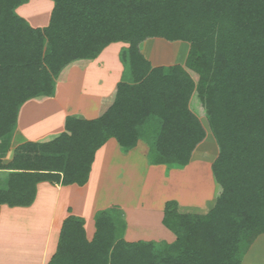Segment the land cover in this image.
Returning a JSON list of instances; mask_svg holds the SVG:
<instances>
[{
	"label": "trees",
	"instance_id": "obj_1",
	"mask_svg": "<svg viewBox=\"0 0 264 264\" xmlns=\"http://www.w3.org/2000/svg\"><path fill=\"white\" fill-rule=\"evenodd\" d=\"M27 1L0 0V136L9 140L26 101L55 94L53 74L96 59L112 43H128L120 58L136 82H119L113 104L96 119L70 116L56 138L22 145L42 152L40 165L14 168L21 171L0 204L31 205L42 181L84 185L107 140L127 151L155 116L156 163L174 157L188 164L205 138L191 111L195 90L219 144L211 211L189 216L177 202L165 206L173 243L128 242L123 213L103 209L92 241L82 218H66L47 264H242L264 234V0H54L44 28L16 12ZM150 38L188 43L184 64L153 66L142 50Z\"/></svg>",
	"mask_w": 264,
	"mask_h": 264
},
{
	"label": "crops",
	"instance_id": "obj_2",
	"mask_svg": "<svg viewBox=\"0 0 264 264\" xmlns=\"http://www.w3.org/2000/svg\"><path fill=\"white\" fill-rule=\"evenodd\" d=\"M161 43L170 44L162 38H156L150 45L152 64L166 58L169 60L174 58L175 62H181L180 60L185 56V48L173 56H157L154 54V48ZM120 48L118 43H112L96 59L83 65H71L65 77L58 81L54 95L26 101L20 108L17 128L11 139V152L23 143L45 142L56 138L67 130L66 122L70 116L93 120L103 114L113 104L117 86L121 81L123 68L119 59ZM79 75L83 76L81 83H84L86 77H91L95 87L91 86L88 94L77 91ZM139 143L123 151L116 138L107 140L96 151L88 181L84 185L42 181L37 184L36 197L31 205L0 204V264H47L56 253L66 218L71 215L82 218L86 238L92 241L96 232V213L116 205H120V209L124 211L126 227L123 237L126 241L173 243L176 235L163 223L165 214L163 201L158 199L159 203L156 204L150 199L145 206H142L138 203L142 200V195L133 191L131 187L132 181L140 176L142 188L147 187L149 183L158 182L157 177L155 180L151 178L152 174V177L157 174L156 166L148 164L145 157L140 154L145 153L146 149ZM11 152L0 156V161L8 159ZM4 170L0 168V176ZM105 178L114 181L113 190L110 189V184L105 185L107 183ZM0 185H2L1 178ZM105 190L109 192L106 193ZM128 195L132 200H125ZM157 206H159L158 212H155ZM139 210L150 212L149 217L153 222L148 228H142L139 223L138 231V228L133 229L132 223L135 218L133 212ZM44 219H47L45 224ZM142 234L151 238L143 240L134 238ZM256 241L246 253L242 264H250L254 261L256 256L250 252Z\"/></svg>",
	"mask_w": 264,
	"mask_h": 264
},
{
	"label": "rangeland",
	"instance_id": "obj_3",
	"mask_svg": "<svg viewBox=\"0 0 264 264\" xmlns=\"http://www.w3.org/2000/svg\"><path fill=\"white\" fill-rule=\"evenodd\" d=\"M55 7V1L54 0H28L27 2L21 4L16 9V12L18 15L25 19L29 25H31L34 28H44L49 25L52 11ZM156 38H150L146 41V49L142 48L143 52L147 54V57L150 59L151 55V43L154 42ZM165 40V39H164ZM167 41V40H165ZM170 42V44H157L154 48V51L157 56H173L176 55V53L182 52L185 48V56L180 60L181 62H175L174 58L172 59H161L158 60L156 64H153V66H159V65H173L175 63L184 64L186 56L188 54L189 45L186 42ZM121 47L119 51V59L120 63L123 68L121 81H126L129 84H134L136 81L133 80V78L130 76V70L126 65L122 62L120 58L121 51L128 47V43L126 42H116ZM183 45L182 47L177 45ZM104 51V49H103ZM102 51V52H103ZM101 52V53H102ZM100 53V54H101ZM149 55V56H148ZM180 58V57H179ZM90 61L89 59H78L70 64H68L66 67H64L57 75H52L55 87L57 86L58 81L63 79L65 77L66 71L68 70V67L75 64H84L86 62ZM152 63V62H151ZM189 73L192 76V72L189 71ZM99 76V75H98ZM78 84L79 89L78 92L84 91L87 94L91 90V86H93L91 82V77H86L84 79V83H81L83 80V76H78ZM97 78V77H96ZM82 79V80H81ZM93 89V88H92ZM3 94V92H2ZM6 95V94H5ZM200 97L198 96L197 90H195L191 94V103L193 104L191 111L197 115V119L200 122V124L203 126L205 131V138L200 141L196 147L194 148L190 161L186 165H180L178 162H176L173 159H176L174 157H171L172 159L167 163H156L159 159V151L156 149V147L152 146L154 143L153 136L154 134V127H159V120L158 117H152V119L149 118L148 122L145 124L144 129L142 131V137L137 140L136 145L140 142L141 145L146 149L145 153H140L143 157H145L148 164L151 166H156L155 169L157 174H155L151 178L155 180L157 177V184L149 183L148 186H142L141 176L137 177L132 181L131 187L133 191H136L138 194L142 195V200H140L138 203L140 205L145 206L149 201H154L156 204L159 203L160 199L163 201V204L166 206L169 202H177L178 204V213L181 215H205L208 214L211 209L213 202L215 200V194H216V181L214 179L212 165L214 160L216 159L218 153H219V144L217 143L215 139V135L212 132L208 117L205 112L202 110L200 111ZM199 109H198V108ZM197 111H196V110ZM203 109V108H202ZM199 111V113H198ZM153 127V128H152ZM17 128V125L15 129ZM15 129L13 128L12 133L8 134L10 137L9 140L6 139V135L4 134L0 136V152L3 155H7L8 152H11L12 148V136L14 135ZM142 141V142H141ZM139 143V145H140ZM26 143L20 144L18 147L14 149L13 152H11L8 159L2 162L1 164L5 170L3 171V174L0 176L2 185H0V194L2 192H7L12 185H14V181L12 180V174L20 172V169H14V168H26L28 167L29 163L39 164V157H42L41 151H27L23 150L20 147L22 145H25ZM135 147V146H134ZM31 157V162H28V160ZM151 169V168H150ZM106 179V178H105ZM107 183L105 185L110 184V189L113 190L114 183L111 179H106ZM12 181V182H11ZM155 182V181H154ZM147 182H145L144 185H146ZM109 192V190H107ZM105 190V192L107 193ZM129 196V195H128ZM126 197L125 200H132L129 197ZM152 198H147V197ZM157 196V197H155ZM158 207L155 208V212H158ZM151 208V207H149ZM106 209H115L116 211L119 209L120 214L124 211L120 209V205L112 206L111 208ZM146 209V208H143ZM118 214V213H117ZM116 216V214H114ZM134 218L132 223L133 229L138 228L140 226L139 223H141L142 228H148L150 224H152L153 220H150L151 216L150 212H146V210H139V212H133ZM118 215L116 216V218ZM47 219H44V224ZM125 220V219H124ZM144 224H143V223ZM126 223V222H125ZM44 227V226H43ZM140 229L138 228V231ZM125 233V232H124ZM144 233L145 229H144ZM124 236V235H123ZM135 236V235H134ZM138 237L134 238H151L145 234L137 235ZM252 249V248H251ZM251 254H255V259L250 264H264V234L256 241L254 248L250 252ZM247 255V254H246ZM245 258V257H244ZM249 263L250 261H246Z\"/></svg>",
	"mask_w": 264,
	"mask_h": 264
}]
</instances>
